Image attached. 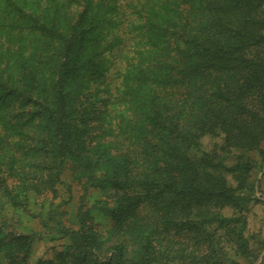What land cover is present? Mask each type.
I'll return each mask as SVG.
<instances>
[{"label": "trees", "instance_id": "16d2710c", "mask_svg": "<svg viewBox=\"0 0 264 264\" xmlns=\"http://www.w3.org/2000/svg\"><path fill=\"white\" fill-rule=\"evenodd\" d=\"M56 2L2 0L0 5V23L5 24L0 28L5 31L0 45V147L10 152L0 169V182L6 188L5 179L14 182L12 193L5 196L14 208L26 204L31 191L52 190L68 162L74 168L82 162L81 144L76 140L80 131H74L64 119L67 100L62 82L75 74L83 76L93 67L91 46H95L87 44L79 63L77 51L85 45L89 32L68 18ZM85 2L91 23L87 28L97 32L102 26V20H97L102 18L100 1ZM263 5L264 0L140 3V24L134 29L143 44L144 58L128 65L129 80L119 93L120 103L132 100L135 105L131 118L129 114L114 116L120 117V133L130 147L114 156L110 148L96 143L95 172L103 180L90 178L98 189H105L100 183L108 182L116 193L122 192L118 212L112 214L113 234L128 240L131 251L126 254L123 245L115 244L104 263L92 254V250L99 251L94 233L82 225L77 231L56 226L53 230L68 236L77 253L81 252L72 255L77 257L72 264H161L153 243L170 229L183 231V235L194 233L197 238L204 235L209 238L205 242L213 240V232L224 230L226 238L241 245L244 218L215 215L212 219L210 207H244L252 189L239 192L229 187L222 177L219 156L195 157L190 151L202 134L217 130L236 131L233 147L237 148L255 147L257 137L264 135ZM39 6L45 19H33L30 14L23 17L22 8ZM250 100L260 106L259 111L247 110L244 105ZM238 114L254 123V131L246 133L244 121H234ZM103 122L109 125L108 131L118 127V121L111 125L106 118ZM32 125L31 130L51 144L49 161L35 170L25 161L32 154L26 148ZM228 143L229 138L226 146ZM120 159L124 160L122 169L117 163ZM237 168L242 173L249 169L244 165ZM53 169L55 174L44 180V172ZM120 173L125 177L123 183L115 180ZM1 245L0 237V249ZM17 247L26 259L30 242L20 241ZM10 254L4 255L6 264Z\"/></svg>", "mask_w": 264, "mask_h": 264}, {"label": "rangeland", "instance_id": "374dc122", "mask_svg": "<svg viewBox=\"0 0 264 264\" xmlns=\"http://www.w3.org/2000/svg\"><path fill=\"white\" fill-rule=\"evenodd\" d=\"M90 1L92 4L100 1L101 4L99 10L102 18L97 20H102V26L100 25L101 28L97 32H91L87 28L91 23L87 13L89 6L85 0L56 2L67 13L68 18L80 22L85 26L83 29L89 32L84 41L85 45L77 51L80 54L78 62L81 63L83 60L87 44L95 46H91L95 55L93 67L83 76L75 74L62 82L67 100L64 119L75 129L74 131H80V139L76 137V140L78 139L81 144V165L74 168L72 163L68 162L60 172L59 184H55L52 190H46L42 194L29 192L27 203L20 204V208H14L5 198L8 196L7 192L12 193L10 187L14 182L5 179L8 188L0 182L2 238L0 264H6L4 255L7 251L11 253L7 264H72L77 259L76 255L80 256L81 252L77 253V249L74 248L76 245L72 246L73 243L68 236L59 235L53 230L59 225L75 231L82 225L85 231L94 233L99 241H97L99 251L92 250V254L101 262H107L111 255L110 248L115 244L123 245L126 254L131 251V243L128 240L113 234L116 230L112 214L118 212L115 209L121 200L122 192L116 193L108 182L100 183L105 189H98L92 185L96 183H91L90 178L97 177L103 180L101 175L95 172L98 144L110 148V153L114 156L124 154L130 147L129 141L120 133L119 116L129 114L128 118H131V110L135 103L132 100L120 103L119 93L128 83L129 66L137 64L144 58L143 44H139L137 30L134 29L140 24L137 8L143 0ZM40 10V6L27 7L22 8L21 12L24 18L30 14L33 19L43 20L45 15ZM0 25V28L5 26L2 22ZM4 33V30H0V45L4 42ZM96 45L99 47L96 48ZM79 63L76 65H80ZM161 97H164L163 94ZM244 106L253 113L260 110L255 101H247ZM74 107L76 109L73 110ZM117 114L119 116L115 118ZM106 118L111 125L118 121V127L112 132L108 131L109 125L103 122ZM233 119L238 123L244 121L239 114L237 120ZM243 123L247 125L246 133L254 131L253 122L245 120ZM36 125L37 121L34 123L35 130ZM32 127L33 125L30 127L32 136L28 139L29 146L26 147L32 154L25 161L29 164L31 162V169L35 170L42 166L44 161H49L47 153L51 151V144L49 140L38 137L33 129L31 130ZM235 135L236 131L226 133L220 130L213 134H202L198 144L191 148L190 155L219 156L224 166L222 177L226 184L239 192H247V187L252 189L250 202L244 207H210L212 219L215 215H220L223 219L244 218L241 245L226 238L224 230L211 231L215 237L205 242L209 238L204 235L197 238L194 233L183 235V231L170 229L169 232H163L153 243L161 264H264V135L259 136V140L257 137L258 143L255 147L239 148L236 145L233 147ZM228 138L229 143L226 146ZM5 145L9 148L10 140L5 141ZM9 154L10 152L0 147V169L5 167ZM15 155L22 158L19 153ZM117 163L122 169L124 160L120 159ZM240 165L249 169L242 173L237 168ZM54 172V169L51 173L44 172V180L50 179ZM115 180L123 183L125 180L123 173ZM83 194L86 197H83ZM212 226L215 228V224ZM20 241L30 242V251L26 259L17 247ZM74 253L76 255L72 258Z\"/></svg>", "mask_w": 264, "mask_h": 264}]
</instances>
